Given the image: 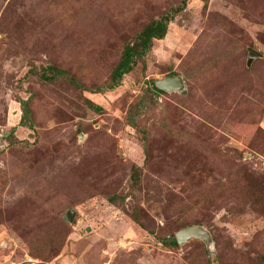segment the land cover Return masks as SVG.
I'll use <instances>...</instances> for the list:
<instances>
[{"label": "rangeland", "instance_id": "rangeland-1", "mask_svg": "<svg viewBox=\"0 0 264 264\" xmlns=\"http://www.w3.org/2000/svg\"><path fill=\"white\" fill-rule=\"evenodd\" d=\"M0 264H264V0H0Z\"/></svg>", "mask_w": 264, "mask_h": 264}, {"label": "trees", "instance_id": "trees-1", "mask_svg": "<svg viewBox=\"0 0 264 264\" xmlns=\"http://www.w3.org/2000/svg\"><path fill=\"white\" fill-rule=\"evenodd\" d=\"M184 4H182L183 6ZM178 9H181L178 7ZM168 17H164L163 19H156L151 21L149 24H147L140 33L136 36L135 41L132 45H126V47L123 50L121 59L119 61V64L114 69V71L111 73L110 76V82L111 85L109 88H113L118 85L119 80L121 77L128 73L133 66L135 65V60L145 54L147 50L151 46V42L153 39L160 40L164 37L167 31V25L169 22ZM48 70L50 72H54L56 74H59V70L55 69L54 67H49ZM154 90L158 92L159 90L154 86ZM22 117H27V111L23 107V113ZM111 202V201H110ZM172 244H176V239L171 240Z\"/></svg>", "mask_w": 264, "mask_h": 264}, {"label": "water", "instance_id": "water-1", "mask_svg": "<svg viewBox=\"0 0 264 264\" xmlns=\"http://www.w3.org/2000/svg\"><path fill=\"white\" fill-rule=\"evenodd\" d=\"M248 63L252 60V58L257 54L254 50H248ZM155 87L161 91H177L183 88V83L181 77L178 76H166L160 80L155 81ZM74 212L69 211L67 213L68 220L71 221ZM190 238H198L202 240L207 245L210 243V235L209 233L197 226L191 225L184 228H181L179 231L175 233V239L178 244L185 242Z\"/></svg>", "mask_w": 264, "mask_h": 264}]
</instances>
